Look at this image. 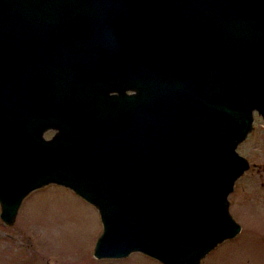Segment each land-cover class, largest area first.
<instances>
[{
    "label": "water",
    "instance_id": "water-1",
    "mask_svg": "<svg viewBox=\"0 0 264 264\" xmlns=\"http://www.w3.org/2000/svg\"><path fill=\"white\" fill-rule=\"evenodd\" d=\"M253 111L264 125V0H0L6 224L58 183L96 208L95 257L199 264L240 229Z\"/></svg>",
    "mask_w": 264,
    "mask_h": 264
},
{
    "label": "rangeland",
    "instance_id": "rangeland-1",
    "mask_svg": "<svg viewBox=\"0 0 264 264\" xmlns=\"http://www.w3.org/2000/svg\"><path fill=\"white\" fill-rule=\"evenodd\" d=\"M236 149L249 161L227 194L240 229L216 243L199 264H264V125L256 111ZM100 230L94 205L64 185L46 183L21 199L11 223L0 219V264H163L138 250L95 257Z\"/></svg>",
    "mask_w": 264,
    "mask_h": 264
}]
</instances>
